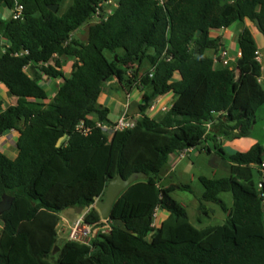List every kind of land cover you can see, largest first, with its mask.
I'll return each instance as SVG.
<instances>
[{
	"label": "trees",
	"instance_id": "16d2710c",
	"mask_svg": "<svg viewBox=\"0 0 264 264\" xmlns=\"http://www.w3.org/2000/svg\"><path fill=\"white\" fill-rule=\"evenodd\" d=\"M64 1L0 0L8 11L15 2L22 6L20 19H0V85L16 99L12 105L0 99V137L18 133L17 156L0 151V200L12 199L0 215V264H264L257 190L264 146L227 154L215 145L228 175L198 181L202 202L226 215L220 225L193 226L171 196L190 186L162 184L173 154L250 134L264 106L257 46L242 27L240 56L230 66L216 65L212 56L224 47L211 32L258 20L264 39V0H118L108 19L88 27L84 42L71 35L99 0H70L61 10ZM54 4L55 13L48 9ZM60 59L72 61L67 76ZM42 77L60 80L50 99ZM111 79L142 96L135 125L107 137L96 124L114 122L98 103ZM167 94L171 106L148 116L150 104ZM80 121L87 134L76 130ZM133 172L146 177L124 189L102 219L95 201L109 180ZM225 192L231 208L220 198ZM72 207L85 211L92 230L106 231L87 243L59 241V214ZM156 210L167 214L158 226Z\"/></svg>",
	"mask_w": 264,
	"mask_h": 264
},
{
	"label": "rangeland",
	"instance_id": "374dc122",
	"mask_svg": "<svg viewBox=\"0 0 264 264\" xmlns=\"http://www.w3.org/2000/svg\"><path fill=\"white\" fill-rule=\"evenodd\" d=\"M69 3L70 0H65L61 6V10H64V8ZM7 17H8V10L6 9L5 6L1 5L0 19H6ZM91 24H92V19H89L71 35V38L76 39L79 42H84L87 37L88 27ZM239 26L240 23L238 22L236 23L234 28H238ZM226 45H227L228 56L234 58L236 56V49H232L229 46L228 41H226ZM262 64L264 65V57H262ZM71 65H72L71 62L67 63L64 66L65 71L70 70ZM41 80L42 81H39V83L47 89L48 97L50 99L54 94L57 86L54 82H47V78L45 77H42ZM132 90L133 93L130 96V99L134 100L137 93L134 92L136 91L135 88H133ZM107 99H108L107 108L109 110L113 108L112 101L115 102V108H120L119 105H117V102H120L121 104H124L125 102L123 93L120 90H115L114 87L104 88L101 95L99 96L98 103L103 105L104 102L106 103ZM158 99L154 101L156 103L152 102L150 104V108L147 110L148 116L151 117L156 116L157 114L162 113L168 109L169 106L159 105L158 102L160 101V99L159 100ZM3 102H7L6 99H4ZM164 104L169 105L170 103L164 102ZM162 108H165V110H162ZM114 110L113 113L111 111L112 116L115 115ZM136 110H137L136 105H134L133 109L130 110L131 111L130 116L133 117ZM252 140H256L259 144L264 146V106H261L256 112L255 124L253 125L250 134L246 137H242L243 142L241 143L245 145L246 143H249ZM0 144H1V138H0ZM176 156H177L176 154H173L170 157L168 162V169L170 171V174L168 175V177L167 174L163 176L162 184L165 185L187 184L190 186L191 191L175 189L173 192H171L172 198L185 208L189 222L196 228H204L207 226L220 225L224 223V221L226 220V215L221 211L220 207L217 204L202 202L201 197L203 194V187L199 183L198 177L204 176L207 178H219V177L227 176L228 173L227 172L222 173L218 171V173H215V175H213L212 171L214 170V168L212 167V165H210L211 157L208 156L207 153L197 154V152L195 151L192 154H188V155L185 154L183 157L180 158L179 162L174 166L173 165L174 162L172 161L176 158ZM218 157L219 156L217 155L215 156V160L213 163L219 160ZM220 198L225 203L227 208L232 207L231 193L229 192L222 193L220 194ZM100 199L103 200L104 197H101ZM263 213H264V206H263ZM59 215H60V221L57 226L59 241L68 240V235L72 227L74 226V223L78 218L80 217L84 218L85 211L78 207H72L63 210ZM162 215L166 216L167 214L164 211L156 210L154 214L153 225L157 226L159 218L163 217ZM79 229L80 231L82 230L81 227H79ZM83 232L84 231H82L81 240L87 242L89 240V236H87L88 234L84 235Z\"/></svg>",
	"mask_w": 264,
	"mask_h": 264
},
{
	"label": "crops",
	"instance_id": "0c3cea01",
	"mask_svg": "<svg viewBox=\"0 0 264 264\" xmlns=\"http://www.w3.org/2000/svg\"><path fill=\"white\" fill-rule=\"evenodd\" d=\"M10 16V11H8V17ZM236 25L233 24L232 26H230L227 29H221V30H217V31H213L211 32V36H220L222 39V44L223 47L227 50V45H226V41L229 42V46L232 49H236V56L234 58L230 57L229 58L232 60L231 63H233L236 58H238L240 56L239 53V49H238V44H237V39H238V35L240 33V30L242 29V27H247L250 32L252 33L253 39L255 41V44L257 46V53H258V61L261 64V76L258 78V82L260 84H262V86L264 87V65L262 64V57H264V39L262 37V35L258 32V29L255 25L251 24L249 21L244 20L243 23H240V26L238 28H234V26ZM228 52V51H227ZM61 60V59H60ZM61 60V70L63 71L64 75H68L70 73V70L65 71L64 66L67 63H72L71 60H65L63 61ZM230 63V64H231ZM65 64V65H64ZM217 65V64H216ZM219 65V64H218ZM67 72V73H66ZM47 82H54L56 84V86H58L60 84V80H49L47 79ZM114 87L115 90H120L118 89V86L116 84L115 79H111L110 81L107 82V84L105 85L104 88H112ZM103 88V90H104ZM137 95L134 98V100L130 99V96L133 93V90H130L129 92H124L123 90H120L123 93V97L125 99L124 104H121L120 102H117V105H119L120 108H115V102L112 101V109L109 110L110 112V119L113 121H115L123 112H126L128 115H130V110L133 109L134 105H137L140 101H141V96H142V92L139 91L138 89L135 88ZM126 93V94H125ZM54 95V94H53ZM52 95V96H53ZM0 99L2 101H4V99H6L7 103L5 105H12L15 104L16 99L15 97H12L10 95L7 94L6 90L2 87V85H0ZM160 101L158 102L159 105H165V106H171V103L173 101V96L172 94H167L165 96H162L159 98ZM158 99V100H159ZM112 100V98H111ZM163 100V101H162ZM107 101L106 103L104 102L103 105L105 107H107ZM162 101V102H161ZM154 102V101H153ZM164 102H169L170 104H164ZM111 103V102H109ZM156 103V102H154ZM133 105V106H132ZM168 107V108H169ZM115 108V110H114ZM114 113L115 115L112 116V113ZM112 111V113H111ZM137 116V110L135 111V114L133 115ZM18 137V133L15 130H11L6 132L5 134H3L0 138H1V146H0V151L5 154L8 158L10 159H14L17 154H18V149L16 147V140ZM242 141V138H238V139H226V138H220L217 141L213 142L210 140H205L203 142V144L201 145V147L199 148H193V149H189L186 153V155L188 154H192L193 152H197V154H201V153H207L208 156H210V165H212V167L214 168V170L212 171L213 175H215V173H218V171L224 173L227 172L228 173V164L226 161H224L216 152H215V145L217 147H220L225 153L227 154H232L236 151H245L247 149H249L253 144L258 143L256 140H252L249 143H246L245 145ZM176 158L172 161L174 162L173 165L175 166L180 158L178 157V153L176 154ZM219 156V160H217V162L213 163L215 160V156ZM212 159V160H211ZM167 175L170 174L169 169L167 168ZM167 186V185H166ZM163 217L159 218V221L157 223V226L160 224V222L162 221V219H164L166 216L162 215Z\"/></svg>",
	"mask_w": 264,
	"mask_h": 264
},
{
	"label": "built area",
	"instance_id": "2783aa9c",
	"mask_svg": "<svg viewBox=\"0 0 264 264\" xmlns=\"http://www.w3.org/2000/svg\"><path fill=\"white\" fill-rule=\"evenodd\" d=\"M162 4V0H158ZM118 7V0H99L96 5L95 11L92 14V24L99 23L101 21H105L108 19L110 15L114 12V10ZM10 16L12 19H20L22 17V6L18 3H14V7L10 10ZM213 62L215 64H220L223 66H230L232 60L228 56V52L225 48H221L217 53L212 56ZM256 59L258 60V53L256 52ZM150 108V107H149ZM165 110V108H162ZM98 127L103 129V132L107 137H110L111 133L116 130H124L130 129L135 125V118L128 115L126 112H123L112 124H96ZM76 130L87 134L89 132V128L85 127L83 122L80 121L76 126ZM189 149L178 152V157H183ZM259 170V178L257 181V190L259 192V197L261 198L262 205L264 206V161L257 166ZM79 227L82 228L80 231ZM82 231L84 235L91 236V234H96L98 231L105 232L106 229L97 228L92 230L91 226L84 222V218L80 217L74 223L69 235L68 240L78 243H87L81 240Z\"/></svg>",
	"mask_w": 264,
	"mask_h": 264
},
{
	"label": "water",
	"instance_id": "95a60500",
	"mask_svg": "<svg viewBox=\"0 0 264 264\" xmlns=\"http://www.w3.org/2000/svg\"><path fill=\"white\" fill-rule=\"evenodd\" d=\"M58 5H49L48 9L55 13L57 10ZM256 27H258L259 23L258 20H255ZM64 136L61 137L56 146L60 144V142L63 140ZM146 175L142 172H133L131 173L127 178H123L120 175H117L115 178L109 180V182L106 185L105 191H104V199H97L94 203L95 208L98 210L100 217L102 219H107L110 209L116 200V198L120 195V193L126 189L130 184H132L134 181L138 179L145 178ZM176 187V185H172ZM12 199L8 197L7 195H4L0 200V215L4 212L8 211L11 207ZM58 247L56 246L54 250L52 251V257L57 253Z\"/></svg>",
	"mask_w": 264,
	"mask_h": 264
}]
</instances>
